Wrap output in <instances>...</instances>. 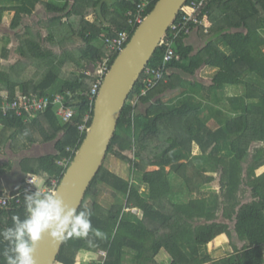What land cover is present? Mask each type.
Segmentation results:
<instances>
[{"label":"trees","instance_id":"16d2710c","mask_svg":"<svg viewBox=\"0 0 264 264\" xmlns=\"http://www.w3.org/2000/svg\"><path fill=\"white\" fill-rule=\"evenodd\" d=\"M143 1L145 19L159 0H0V15L14 14L2 35L13 43L0 46V101L50 99L32 115L0 114V198L13 197L0 205V230L24 218L28 174L44 189L60 184L93 120L97 70L120 54L105 36L131 39ZM192 2L211 26L177 38L169 30L162 40L79 209L102 235L66 236L56 264H78L82 252L92 254L84 264H264V173L256 175L264 166V0ZM209 69L216 74L207 81ZM57 96L74 111L69 121L57 114ZM102 189L110 205L99 202ZM222 235L227 252L217 257L208 246ZM7 247L0 237V264Z\"/></svg>","mask_w":264,"mask_h":264},{"label":"water","instance_id":"95a60500","mask_svg":"<svg viewBox=\"0 0 264 264\" xmlns=\"http://www.w3.org/2000/svg\"><path fill=\"white\" fill-rule=\"evenodd\" d=\"M187 1L159 0L111 66L96 97L88 134L56 188L66 204L80 209L105 161L130 94ZM65 238L57 242L45 235L36 248V264H56Z\"/></svg>","mask_w":264,"mask_h":264},{"label":"clouds","instance_id":"9594fccd","mask_svg":"<svg viewBox=\"0 0 264 264\" xmlns=\"http://www.w3.org/2000/svg\"><path fill=\"white\" fill-rule=\"evenodd\" d=\"M27 176V183L35 186L36 191L24 192V218L14 215L13 225L0 230V237L8 244L2 253L4 264H36V248L45 235L57 242L65 236L85 238L90 231L102 235L92 228L87 208L78 210L66 204L58 190H42L39 180L31 174Z\"/></svg>","mask_w":264,"mask_h":264},{"label":"built area","instance_id":"2783aa9c","mask_svg":"<svg viewBox=\"0 0 264 264\" xmlns=\"http://www.w3.org/2000/svg\"><path fill=\"white\" fill-rule=\"evenodd\" d=\"M204 2V1H203ZM149 5L148 1H143L138 10V14L134 21H132L135 25H140L144 19L143 15L145 14L147 7ZM202 3L192 2L191 4L185 5L174 23L170 27L171 31V37L177 38L180 36V34H189L192 26H206L209 24L208 20L206 18L201 19L200 18V10H201ZM178 19V20H177ZM130 41V35L127 32H120L116 36L109 37L105 36V42L107 47L113 51V52H121L126 47L128 42ZM172 42L170 39H168V47L167 53L165 55V60L170 61L175 56V51L171 47ZM110 68L108 66L107 60L104 61L103 65L97 70V74L99 75V79L94 84V86L91 89L90 92V98L96 99L98 96V93L100 91V88L103 84V79L108 74ZM156 75L155 78L160 79L161 74L160 71L154 72ZM90 72H87L86 75H90ZM154 77V76H153ZM50 103V99L48 97H30V96H20L17 99H14L12 101L10 100H3L0 101V114H2L4 117H7L10 112H14L17 116H25V115H32L36 112L44 111L48 107ZM54 104L57 105V114L64 120L69 121L73 115L74 111L65 109L63 105V98L61 96H57L54 100ZM91 118L90 115H88L85 118V122H88V120ZM86 130V126H81L80 131L83 132ZM61 165L64 167L66 166L65 162H60ZM32 178L34 180H37V177L35 175H32ZM26 178L23 185V191H32L34 190L35 186L27 183ZM55 185V183H54ZM49 188H45L43 190H47ZM51 189H55L51 188ZM13 199V197H1L0 198V205L7 206L10 201Z\"/></svg>","mask_w":264,"mask_h":264},{"label":"rangeland","instance_id":"374dc122","mask_svg":"<svg viewBox=\"0 0 264 264\" xmlns=\"http://www.w3.org/2000/svg\"><path fill=\"white\" fill-rule=\"evenodd\" d=\"M0 17L2 18L3 22L0 24V46L5 45V46H11L12 45V41L10 40H6L4 38V40H2V35L4 36L5 32L8 33V29H9V24L11 23L14 14L13 13H4L1 14ZM211 26V24H208L207 27L209 28ZM15 53L18 56H20V49L19 47L15 48ZM216 74V70L214 69H209L206 70L203 73V77L208 81L211 80V77H214V75ZM238 90H236L235 88L228 91V94H234L236 93ZM239 92V91H238ZM40 153H49L50 150L47 148H41L40 149ZM198 150L196 149L195 153H197ZM264 173V166L260 167L256 170V175H262ZM37 180H39L41 182L40 187L43 190L44 189V179L43 178H39L37 177ZM215 192H219L218 186L215 184L212 188ZM98 200L99 202L102 204H111L112 203V198H111V194L110 191L107 189H102L101 193L98 195ZM228 240L226 239V237L224 235L219 236L217 239H215L212 243L209 244L208 246V251L210 253H215L217 255V257H222L226 254L227 252V244ZM168 256L167 255H163L160 257L161 261H168ZM127 264V263H126Z\"/></svg>","mask_w":264,"mask_h":264},{"label":"crops","instance_id":"0c3cea01","mask_svg":"<svg viewBox=\"0 0 264 264\" xmlns=\"http://www.w3.org/2000/svg\"><path fill=\"white\" fill-rule=\"evenodd\" d=\"M92 260V254L87 253V252H82L78 256V264H84L85 262H88Z\"/></svg>","mask_w":264,"mask_h":264}]
</instances>
